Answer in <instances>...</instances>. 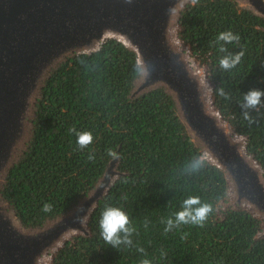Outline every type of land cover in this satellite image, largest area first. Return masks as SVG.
Listing matches in <instances>:
<instances>
[{
	"label": "trees",
	"instance_id": "16d2710c",
	"mask_svg": "<svg viewBox=\"0 0 264 264\" xmlns=\"http://www.w3.org/2000/svg\"><path fill=\"white\" fill-rule=\"evenodd\" d=\"M223 31L240 36L239 45H226L229 52L244 51L241 63L229 71L219 67L227 53H220L215 43ZM176 33L213 89L211 108L245 140L246 156L264 177V97L256 109L246 110L251 124L241 108L249 90L264 91V18L234 0H198L195 5L190 0L179 15ZM138 72L135 54L114 39L51 70L40 90L29 146L8 171L4 200L22 226H41L94 187L114 160L107 154L113 149L119 155L117 177H126L128 183L115 179L88 216L87 234L66 239L50 264H140L144 258L152 264H264V221L229 203V183L217 167L203 160L197 171L189 170L201 154L170 97L155 90L130 98ZM219 88L229 99L217 94ZM72 127L90 131L93 143L79 150L77 137L69 132ZM189 196L212 204L205 226L184 225L165 234L161 219L180 211ZM45 203L52 204L50 213L41 211ZM105 205L129 215L138 233L132 237L133 247L113 249L102 239L99 220ZM161 250L166 258L160 257Z\"/></svg>",
	"mask_w": 264,
	"mask_h": 264
},
{
	"label": "water",
	"instance_id": "95a60500",
	"mask_svg": "<svg viewBox=\"0 0 264 264\" xmlns=\"http://www.w3.org/2000/svg\"><path fill=\"white\" fill-rule=\"evenodd\" d=\"M189 1L0 0V264H50L66 239L87 234L88 216L118 176L114 159L76 205L38 227L22 226L2 196L17 151L25 152L31 141V120L48 74L66 58L95 52L106 39L135 54L139 72L130 98L155 90L170 97L194 148L226 177L232 205L264 221L262 171L246 156L245 140L210 108L204 79L177 42L178 18ZM234 1L264 18V0ZM81 207L85 211L77 212ZM77 216H84L80 223Z\"/></svg>",
	"mask_w": 264,
	"mask_h": 264
},
{
	"label": "clouds",
	"instance_id": "9594fccd",
	"mask_svg": "<svg viewBox=\"0 0 264 264\" xmlns=\"http://www.w3.org/2000/svg\"><path fill=\"white\" fill-rule=\"evenodd\" d=\"M126 3H131L132 0H125ZM198 0H192L195 5ZM179 43V41H177ZM215 43L219 45L218 51L220 53H227L219 59V67L224 71H229L234 69L237 65L241 63L244 56V51L241 50L236 53L228 51L226 45L229 44H240V36L234 34L232 31L220 32L215 40ZM205 87L208 93H212L213 89L210 85L205 82ZM217 94L224 99H229V94L225 92L223 88L216 90ZM264 97V91L259 89H251L243 96V103L241 108L245 111L243 112L244 119L248 120L251 124L253 121L250 119L247 109H256L261 105V99ZM211 104L212 101L209 100ZM69 132L77 137L76 143L79 150H83L93 143V135L90 131H77L75 127L69 129ZM107 154L113 159H119V155L113 149H108ZM89 161L94 160V154L89 155ZM203 163L202 158L196 159L188 167L190 171H197ZM121 183H128L127 178L121 179ZM127 199V197H123ZM53 210V206L50 203H45L42 206L41 211L45 213H50ZM85 210L81 207L77 209V212H84ZM213 212V206L211 203H202L200 197L189 196L184 199L181 205V210L174 213L173 216L165 217L161 219L160 223L164 224V233L167 234L173 230L180 229L181 226L191 225L203 228L206 221L208 220L210 214ZM84 216H77L76 222L80 223ZM144 227L147 229V220L144 222ZM100 235L106 244L110 245L113 249L120 248H131L133 247V235L138 234L137 228L132 224L129 215L120 207H113L105 205L99 220ZM187 233H185L181 239H185ZM136 250L142 255H147L144 248L137 247ZM167 253L163 250L160 252V257L166 258ZM140 264H152V261L148 258H144L140 261Z\"/></svg>",
	"mask_w": 264,
	"mask_h": 264
},
{
	"label": "rangeland",
	"instance_id": "374dc122",
	"mask_svg": "<svg viewBox=\"0 0 264 264\" xmlns=\"http://www.w3.org/2000/svg\"><path fill=\"white\" fill-rule=\"evenodd\" d=\"M177 31V27H176V30H175V32ZM181 48H183L185 51H187L183 46L181 47ZM188 52V51H187ZM188 56H189V54H188ZM189 59H190V61H191V63H192V65H193V67H195V73H197V74H199V73H201L200 75H202V77H203V79H204V83L206 82V79H205V74H204V71L199 67V66H197V64L190 58V56H189ZM198 71V72H197ZM208 84V83H207ZM135 85V84H134ZM208 97H209V95H208ZM210 98V97H209ZM210 108H211V106H210ZM35 109H36V106H35ZM35 111V110H34ZM35 113V112H34ZM29 118L31 119L32 117H30L29 116ZM30 119H28V128H27V132H28V134H29V136H30V134H31V127L32 126H30ZM32 122H31V124L33 123V120H31ZM32 131H33V129H32ZM26 144V143H25ZM24 144V145H25ZM21 152H23L24 153V151H23V148L22 149H19L18 151H17V153H16V157L17 158H20V155H21ZM202 157H204L202 154H201V158ZM16 158V159H17ZM204 159H205V157H204ZM229 203L230 204H232L233 203V199L229 196ZM235 206H237V205H235Z\"/></svg>",
	"mask_w": 264,
	"mask_h": 264
}]
</instances>
